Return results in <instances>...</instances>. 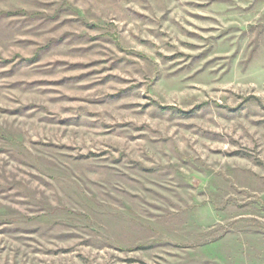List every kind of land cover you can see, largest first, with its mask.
Returning a JSON list of instances; mask_svg holds the SVG:
<instances>
[{
  "label": "rangeland",
  "instance_id": "374dc122",
  "mask_svg": "<svg viewBox=\"0 0 264 264\" xmlns=\"http://www.w3.org/2000/svg\"><path fill=\"white\" fill-rule=\"evenodd\" d=\"M0 264H264V0H0Z\"/></svg>",
  "mask_w": 264,
  "mask_h": 264
}]
</instances>
